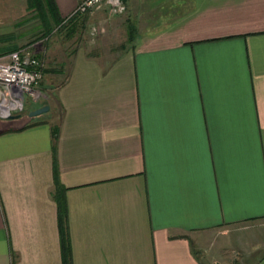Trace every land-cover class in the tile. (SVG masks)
Listing matches in <instances>:
<instances>
[{
    "label": "crops",
    "instance_id": "0c3cea01",
    "mask_svg": "<svg viewBox=\"0 0 264 264\" xmlns=\"http://www.w3.org/2000/svg\"><path fill=\"white\" fill-rule=\"evenodd\" d=\"M54 2L75 28L48 116L0 120V264H212L243 245L230 229L264 220V0H173L131 41L89 31L66 52L92 13Z\"/></svg>",
    "mask_w": 264,
    "mask_h": 264
},
{
    "label": "rangeland",
    "instance_id": "374dc122",
    "mask_svg": "<svg viewBox=\"0 0 264 264\" xmlns=\"http://www.w3.org/2000/svg\"><path fill=\"white\" fill-rule=\"evenodd\" d=\"M172 1L120 0L121 4H119L120 8L118 9L113 10V8L105 5L99 9L87 12L92 14L96 12L95 14L98 15L95 16L94 14L92 16L91 14L90 21L88 20L89 22L87 21L85 26L82 27L83 30L77 36V41L70 39L69 42L64 43L66 45L64 52L76 49L78 44H85L84 33L89 35V31L92 34L87 37V42L108 40L109 37L113 40L112 43L125 42V39L129 36V29L133 30V32H137L139 29L142 30L144 22L148 27L156 25L164 14H168ZM59 18L61 19L60 16ZM61 20L57 25H51L50 31L46 32L36 11L28 7L27 0H0V45L9 47V52L26 48L38 59L42 73V78L35 87L36 91L39 92L38 98L34 100L30 95L26 94L24 96L23 111L14 115L28 117L29 111L46 105L47 102L53 100V93L47 89L48 83H46L45 74H47V77L48 75L50 76V71L52 70L49 67L50 61L62 58L60 45L63 43L60 42L59 37L63 31L75 28V23L71 24L63 20L61 22ZM101 28L103 29V34L98 31ZM73 38H76V36ZM51 44H53L52 51L48 50ZM54 84L57 85V81H54ZM47 116L48 111L32 116L29 119L41 118L44 120ZM0 120L4 119L0 118ZM232 228L228 236H243L242 238L245 239L244 244L237 246V243L234 242V244L229 245L226 253L213 255L212 264H252L254 258L257 257L256 255L264 251V220L260 221L256 227H252V224H240ZM216 239L213 245L220 240L217 237ZM253 251L258 252L253 254Z\"/></svg>",
    "mask_w": 264,
    "mask_h": 264
},
{
    "label": "built area",
    "instance_id": "2783aa9c",
    "mask_svg": "<svg viewBox=\"0 0 264 264\" xmlns=\"http://www.w3.org/2000/svg\"><path fill=\"white\" fill-rule=\"evenodd\" d=\"M119 4L120 0H79L73 13L85 14L105 5L115 10ZM41 78L39 61L26 48L0 55V118L22 112L26 94L36 100L39 92L35 87Z\"/></svg>",
    "mask_w": 264,
    "mask_h": 264
},
{
    "label": "trees",
    "instance_id": "16d2710c",
    "mask_svg": "<svg viewBox=\"0 0 264 264\" xmlns=\"http://www.w3.org/2000/svg\"><path fill=\"white\" fill-rule=\"evenodd\" d=\"M28 7L32 10H35L39 19L42 22V26L46 32L50 31L51 25H57L61 20L58 15V10L54 0H27ZM77 14V13H74ZM62 22V20H61ZM69 23V22H68ZM129 29L128 41H131L134 38L135 32ZM54 178H55V192L54 197L58 206V221L60 226V232L62 239L64 241V232H65V219H66V204L64 200V189L60 187L57 182V174L54 167Z\"/></svg>",
    "mask_w": 264,
    "mask_h": 264
},
{
    "label": "water",
    "instance_id": "95a60500",
    "mask_svg": "<svg viewBox=\"0 0 264 264\" xmlns=\"http://www.w3.org/2000/svg\"><path fill=\"white\" fill-rule=\"evenodd\" d=\"M48 109H49L48 105H43V106H40V107H38L36 109H33V110L29 111L28 112V115L31 116V117L32 116H37L39 114H42L44 112H47ZM13 116L14 115H11L9 118H12Z\"/></svg>",
    "mask_w": 264,
    "mask_h": 264
}]
</instances>
